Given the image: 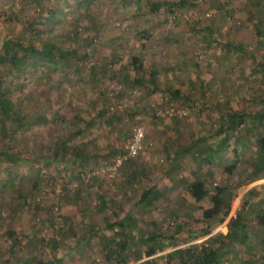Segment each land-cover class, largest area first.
Wrapping results in <instances>:
<instances>
[{
    "label": "rangeland",
    "instance_id": "374dc122",
    "mask_svg": "<svg viewBox=\"0 0 264 264\" xmlns=\"http://www.w3.org/2000/svg\"><path fill=\"white\" fill-rule=\"evenodd\" d=\"M8 33L40 51L0 65L22 117L6 136L0 124V150L19 156L0 164V264H166L226 234L243 204L244 233L222 264H264V0H0V46ZM50 42L76 55H46ZM243 110V124L223 126ZM136 126L146 149L130 157ZM67 139L86 157L67 147L49 161ZM195 179L210 190L199 200L187 190ZM216 187L231 210L206 218ZM148 189L159 190L151 206ZM125 215L138 231L128 243L112 225Z\"/></svg>",
    "mask_w": 264,
    "mask_h": 264
},
{
    "label": "trees",
    "instance_id": "16d2710c",
    "mask_svg": "<svg viewBox=\"0 0 264 264\" xmlns=\"http://www.w3.org/2000/svg\"><path fill=\"white\" fill-rule=\"evenodd\" d=\"M184 0H181V2ZM232 48H236L237 50L241 51L240 46H234L232 44ZM31 51L33 53H37L40 50H38L34 45L26 46L20 39L15 38L13 34H6L5 37L2 40L1 46H0V65L5 63L6 61H12L15 65H17L19 62H22L23 59H21L20 54L22 52ZM42 52H44L46 55H50L52 57H59L61 58H70L76 55L75 49H64L55 46V44H47L42 49ZM135 61H137V58H135ZM18 67V66H17ZM151 81L155 83V73H151ZM247 111L237 112L235 114H230L229 118L225 121L224 125L227 128H233V127H239L241 124L244 123L245 117L247 116ZM4 115V116H3ZM8 120H11L16 123H21L22 117L20 116L19 112L17 111V108L15 107L14 102L11 98L5 96V94L2 92L0 87V124L2 126V134L3 136L7 135L6 127L8 125ZM226 128V129H227ZM221 132V130H218ZM226 130H224L225 132ZM68 139L66 141H63L61 143L62 147L60 145H57L56 152L54 153V156L51 158H48L51 162H56L59 156L62 152L68 151V148H70L67 143ZM258 146L259 151L261 153V156L264 158V135H261L258 138ZM68 147V148H67ZM71 149V148H70ZM85 144H78L76 146H73L70 153L75 158H83L86 157V154L84 153ZM188 151H191L189 148ZM5 158H9L10 162L12 164L16 163L18 161L17 159L19 156L16 153H10L7 151L0 150V164ZM236 164H231L227 167L228 170L231 172L235 169ZM187 190L189 194L196 198L197 200L204 198L205 196L209 195L210 190L204 180L201 179H195L190 181L187 184ZM225 188L224 187H216L215 193L210 196V203L211 205L204 209V217L211 218L218 214H223V218L227 217L231 210V201L225 200L224 198ZM159 195V190H145L143 194L142 201L147 204L148 206L153 205L154 200ZM246 211V205L243 204L240 210L237 212V215L235 217H232L229 221V231L224 234L220 233L217 236H212L208 238L207 241L203 242L202 244L195 246V245H189L185 247H178L172 252H169L167 256V262L166 264H222V260L224 258V255L227 251V241L235 239L238 237L241 233H244V225L241 224L244 213ZM115 224H119L120 226L124 227L125 232H123L124 235V241L125 243H128L130 240V235H137L135 233L138 232L136 230L137 222L134 219L130 218V221L128 219V215H125L124 218L121 220L115 222L112 224L113 226ZM261 233V242L264 243V225L261 227V230H259ZM140 233V232H139ZM120 245V244H119ZM121 245L125 248L126 244H123L121 241ZM120 250H122L120 248ZM157 251V248L155 246H149V249L147 251L148 255H154ZM37 264H55L54 261L50 260H38Z\"/></svg>",
    "mask_w": 264,
    "mask_h": 264
},
{
    "label": "built area",
    "instance_id": "2783aa9c",
    "mask_svg": "<svg viewBox=\"0 0 264 264\" xmlns=\"http://www.w3.org/2000/svg\"><path fill=\"white\" fill-rule=\"evenodd\" d=\"M155 112L157 116L165 117V116H182L186 115V110H175V108H155ZM145 130L142 126H136L134 128L133 137L129 139L126 144L127 152L130 157H136L145 153ZM122 158H116L115 163L107 166L106 171L112 176L116 167L122 163ZM104 170V169H102Z\"/></svg>",
    "mask_w": 264,
    "mask_h": 264
}]
</instances>
